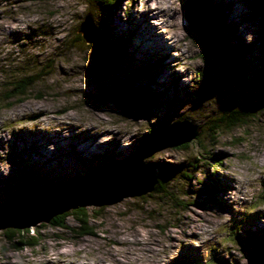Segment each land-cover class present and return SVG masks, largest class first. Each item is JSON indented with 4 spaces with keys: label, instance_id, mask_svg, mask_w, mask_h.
Listing matches in <instances>:
<instances>
[{
    "label": "rangeland",
    "instance_id": "obj_1",
    "mask_svg": "<svg viewBox=\"0 0 264 264\" xmlns=\"http://www.w3.org/2000/svg\"><path fill=\"white\" fill-rule=\"evenodd\" d=\"M205 1L227 15L236 29L230 43L244 48L229 65L241 62L242 70L215 71L216 86L203 77L209 69L187 32L184 0H119L108 10L95 0H0V204L23 182L55 188L124 161L142 148L147 130L184 116L199 130L186 149L166 148L144 161L163 183L172 180L170 193L86 207L97 210L91 235H80L72 217L67 229L41 223L14 238L2 230L0 264H246L239 242L264 227V110L231 131L208 130L229 96L239 103L263 93L264 14L252 0ZM88 12L106 31L104 43H86L77 31ZM152 14L158 20H148ZM153 22L169 46L149 31ZM110 43L127 50L123 64H113L121 53L107 57L103 45ZM125 77L159 99L148 119H126L114 104L97 101L100 88ZM26 78V94L5 99ZM22 235L36 246L15 249Z\"/></svg>",
    "mask_w": 264,
    "mask_h": 264
},
{
    "label": "water",
    "instance_id": "obj_2",
    "mask_svg": "<svg viewBox=\"0 0 264 264\" xmlns=\"http://www.w3.org/2000/svg\"><path fill=\"white\" fill-rule=\"evenodd\" d=\"M77 30L86 43L99 41L100 34L90 12ZM97 101L112 103L133 121L148 119L159 101L145 88L134 87L131 77H125L108 89L100 88ZM199 134L189 119H181L157 130L142 148L124 161H113L83 178H73L55 188L23 182L19 189L0 204V231L25 230L41 223H50L56 216L86 207L113 205L129 197H140L154 190L157 170L145 164L155 152L187 144Z\"/></svg>",
    "mask_w": 264,
    "mask_h": 264
},
{
    "label": "trees",
    "instance_id": "obj_3",
    "mask_svg": "<svg viewBox=\"0 0 264 264\" xmlns=\"http://www.w3.org/2000/svg\"><path fill=\"white\" fill-rule=\"evenodd\" d=\"M117 1L119 0H95V3L92 5L97 7L99 10H108L111 6L115 4L117 5ZM252 2L254 9L259 11L261 10L264 14V0H252ZM182 7L183 16L188 27L187 32L188 34L196 37V41L200 49L199 56L205 66L208 67L207 69H209V74H204L203 76L201 73V75L208 80L209 86H216V74H214V72L218 71V73H221L222 75H227V72L223 71V67L228 66V73H231V71H229V65L232 64V60L235 59V61H238V54L243 55L244 48L240 46L238 42L230 43V40L233 38L232 34H236V29L232 28L231 24L227 22L228 20L226 14H222L221 10L217 6H209L205 0H184ZM96 28L100 37L103 38L102 42L104 43V34H106V31H103L102 27L99 25ZM108 32H110L109 29ZM110 33L114 36L115 40H120V37L115 36L112 32ZM103 46L106 48V55L109 59H112V56L115 55L119 56V53H121L120 58L114 60L113 63L119 66L122 57L124 56V50L126 49L122 47L119 52V46L114 44L111 45V43ZM221 58L225 59V61H221ZM151 67L155 68L156 65H151ZM230 69L242 70L241 62L238 66ZM231 75L233 76V74ZM234 75L238 76L236 73ZM30 84L31 82H29L27 78L25 81H17L15 84L17 87L13 90V92H11L12 94L7 96L5 99L10 100L12 98H17L18 96L23 97ZM235 101L236 100L229 96L221 111L215 118L212 128L208 130L210 134H217L218 131L221 130L231 131L235 127H241L246 125L249 121H254L258 114L264 110V88L261 96L255 98L254 101H247L245 99L241 100L239 103H236ZM183 119L190 120V117L184 116ZM156 131L157 130H153L149 132L147 130L146 134H144L142 139H140V145L148 142ZM180 148L186 149L187 145L183 144ZM182 175L187 177V179L189 178V175L187 174ZM168 181L169 182L163 183L161 176H157L153 193L163 195L170 193L168 185L171 184L172 180ZM95 215H97V210L91 209L89 211L87 208H78L63 215L54 217L50 224L56 228L67 229L65 226V219L67 217H72L78 225L77 230L80 235H91L92 232L88 230V221L91 217L95 218ZM39 225L42 226V224ZM5 232L8 233L6 234L7 236H9V234H13V237L11 238H14L15 233H18L19 231L6 229ZM26 232L28 233V230ZM247 237L249 239L248 241L239 242L242 245V251L246 258V264H264V227L258 232L249 233ZM22 238L18 237L16 243L17 245L14 246L15 249L36 246V242L32 241V239H35L33 236L29 237V235H27V237H23L22 235Z\"/></svg>",
    "mask_w": 264,
    "mask_h": 264
},
{
    "label": "bare ground",
    "instance_id": "obj_4",
    "mask_svg": "<svg viewBox=\"0 0 264 264\" xmlns=\"http://www.w3.org/2000/svg\"><path fill=\"white\" fill-rule=\"evenodd\" d=\"M156 7V6H155ZM149 11V9L148 10H146L145 12L147 13ZM154 13H156V10H154ZM148 17H150L148 20H158V17H157V15H153L152 14V16L150 15V16H148ZM139 19H143V18H140L139 17ZM156 23V22H155ZM154 22H153V25H151V27L149 28V31L150 32H152V34H154V36H156V37H158V36H160L161 38H162V41H163V44H165V46H169L170 44V39L167 37V39H166V37L161 33V30H159L158 28H159V23H158V25H156ZM116 36H119V35H116ZM169 39V40H168ZM169 41V42H168ZM181 41V40H180ZM179 42V41H178ZM182 42V41H181ZM125 52H126V55H129L128 54V52H127V50H124V54H125ZM162 56L163 57H165V59H167V57H168V55H167V52H164V53H162ZM92 58V57H91ZM123 58V57H122ZM164 59V60H165ZM120 61V60H119ZM165 63V67L166 68H168V67H171L172 68V71H174V72H176L177 73V76L179 77H181V75H183L184 73L183 72H179V70L177 71L176 69L177 68H175V67H173V63L172 62H167V60H166V62H164ZM121 64H123V62H121ZM133 64V63H132ZM120 65V64H119ZM125 66L128 68V66H132V65H128V63H126L125 64ZM120 69V68H119ZM135 69V68H134ZM112 72V71H111ZM101 77V76H100ZM110 77V76H109ZM112 79V78H111ZM115 79V78H114ZM180 79V78H179ZM109 80V79H108ZM118 80V79H117ZM116 80V81H117ZM115 81V82H116ZM96 82H97V84H99V85H101V83H100V78H98L97 80H96ZM112 84H114V82L112 83ZM111 85V84H110ZM101 86H104V85H101ZM105 87V86H104ZM163 91H165V90H163ZM164 93V92H163ZM38 134H40L41 135V133H38ZM60 155H61V153H60ZM69 169H71V165L69 164V163H67V165H66ZM24 169V168H23ZM72 170V169H71ZM226 184H224V186L222 187L223 189H225L226 187H229V186H231V184H229V186H226ZM51 258H48V260H50ZM158 261H160L159 259H157ZM62 261V260H61ZM55 264H59V262H58V260H56L55 261ZM71 264H76V263H71ZM80 264H85V263H80ZM178 264H180V263H178Z\"/></svg>",
    "mask_w": 264,
    "mask_h": 264
}]
</instances>
